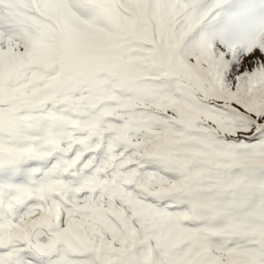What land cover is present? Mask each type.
I'll return each mask as SVG.
<instances>
[{
	"label": "snow or ice",
	"instance_id": "snow-or-ice-1",
	"mask_svg": "<svg viewBox=\"0 0 264 264\" xmlns=\"http://www.w3.org/2000/svg\"><path fill=\"white\" fill-rule=\"evenodd\" d=\"M0 264H264V0H0Z\"/></svg>",
	"mask_w": 264,
	"mask_h": 264
}]
</instances>
